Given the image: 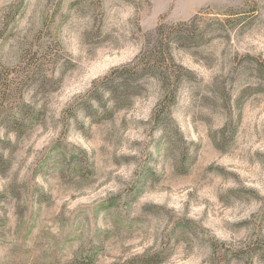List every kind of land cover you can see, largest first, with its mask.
<instances>
[{
	"label": "rangeland",
	"instance_id": "1",
	"mask_svg": "<svg viewBox=\"0 0 264 264\" xmlns=\"http://www.w3.org/2000/svg\"><path fill=\"white\" fill-rule=\"evenodd\" d=\"M202 9L207 41L174 50L192 71L175 102L161 110L146 78L84 108L144 33ZM0 35V67L20 73L0 264H264V0H0Z\"/></svg>",
	"mask_w": 264,
	"mask_h": 264
},
{
	"label": "trees",
	"instance_id": "2",
	"mask_svg": "<svg viewBox=\"0 0 264 264\" xmlns=\"http://www.w3.org/2000/svg\"><path fill=\"white\" fill-rule=\"evenodd\" d=\"M204 12L205 9L199 10L189 19L172 23L161 20L152 31L144 33L141 48L131 61L113 67L93 82L86 93L84 108L90 112L98 108L97 104H104L105 94H108L115 106L120 101L128 103L131 97L140 93L142 82L146 78L157 80L163 89L161 110L170 106L177 98L180 84L192 74L189 68L176 60L174 50L196 47L207 41L205 36L212 24H205ZM14 17L15 13L7 23ZM236 19L237 17H227L225 22L217 20L216 25L229 23L227 26L233 27ZM19 92L20 73H15L10 67H0V122L5 117L17 116L20 106ZM12 108L15 109L13 113L10 112ZM13 122L19 127L17 119Z\"/></svg>",
	"mask_w": 264,
	"mask_h": 264
}]
</instances>
